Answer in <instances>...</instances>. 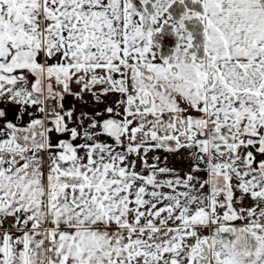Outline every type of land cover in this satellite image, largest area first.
<instances>
[{
  "label": "snow or ice",
  "instance_id": "snow-or-ice-1",
  "mask_svg": "<svg viewBox=\"0 0 264 264\" xmlns=\"http://www.w3.org/2000/svg\"><path fill=\"white\" fill-rule=\"evenodd\" d=\"M0 264H264V0H0Z\"/></svg>",
  "mask_w": 264,
  "mask_h": 264
}]
</instances>
